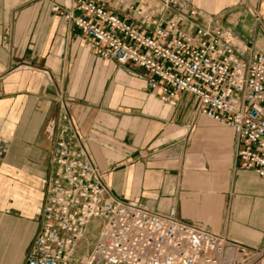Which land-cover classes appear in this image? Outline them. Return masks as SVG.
Listing matches in <instances>:
<instances>
[{"label":"crops","instance_id":"1","mask_svg":"<svg viewBox=\"0 0 264 264\" xmlns=\"http://www.w3.org/2000/svg\"><path fill=\"white\" fill-rule=\"evenodd\" d=\"M185 1L198 16L174 18L216 24L264 55V0ZM104 4L140 29L128 6L162 22L177 13L157 0ZM56 6L70 11L73 0H0V264H26L59 137L87 154L118 200L262 245L264 180L237 168L232 130L200 115L190 93L170 106L144 70L99 58Z\"/></svg>","mask_w":264,"mask_h":264},{"label":"built area","instance_id":"2","mask_svg":"<svg viewBox=\"0 0 264 264\" xmlns=\"http://www.w3.org/2000/svg\"><path fill=\"white\" fill-rule=\"evenodd\" d=\"M157 1L163 11L177 13L162 22L151 19L153 10L127 4L141 29L118 18L104 0H73L70 11H53L89 39L102 60L144 70L147 87L162 102L173 106L181 93L193 95L200 115L232 130L237 168L264 180V55L216 24L174 18L180 11L198 16L187 1ZM6 148L0 139V160ZM50 153L54 172L26 264H264V243L247 247L202 225L118 200L87 154L61 137ZM92 221L99 225L95 241L78 254Z\"/></svg>","mask_w":264,"mask_h":264},{"label":"rangeland","instance_id":"3","mask_svg":"<svg viewBox=\"0 0 264 264\" xmlns=\"http://www.w3.org/2000/svg\"><path fill=\"white\" fill-rule=\"evenodd\" d=\"M99 228L98 222L92 221L86 235L81 239L79 246L77 248V253L82 254L86 249H88L91 244L95 241L94 235L97 233Z\"/></svg>","mask_w":264,"mask_h":264}]
</instances>
